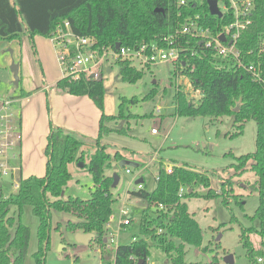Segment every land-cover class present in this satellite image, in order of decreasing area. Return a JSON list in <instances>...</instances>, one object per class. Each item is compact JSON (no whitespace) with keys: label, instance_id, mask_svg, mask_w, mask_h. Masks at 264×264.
<instances>
[{"label":"trees","instance_id":"trees-1","mask_svg":"<svg viewBox=\"0 0 264 264\" xmlns=\"http://www.w3.org/2000/svg\"><path fill=\"white\" fill-rule=\"evenodd\" d=\"M156 9L163 11L156 12ZM179 10L177 0H0V41H20L24 32L33 38L35 35L49 38L59 28L65 29V22L68 21L76 35L94 39L95 49L105 47L117 50L118 42L120 46L129 48L155 41L161 43L164 37L181 28L187 14H201V23L209 27L213 35L222 32L235 19L230 10L222 17L211 14L208 0L182 8L183 16L178 15ZM251 20L237 39L236 47L244 64L254 63L260 67V80L238 64L236 58L223 55L218 49L206 47L204 42L188 36L180 40L181 58L174 64L172 78L188 74L195 88L201 91L196 99L190 98L182 88L176 89L173 95L176 115L214 118L231 115L240 132L245 121L254 119L257 122L256 150L235 157L236 162L231 164L237 173L241 171L243 174L250 169L257 176L251 190L257 191L260 198L253 217L259 220V227L244 229L241 234L249 261L257 264L264 248H255L250 235L260 234L264 246V0H254ZM116 62L125 81L134 82L142 78L144 71L130 60L120 58ZM55 86L62 93L88 95L102 110L99 136L90 139L95 151L89 162L84 164L93 176L95 189L87 199L71 194L67 196L66 186L73 177L69 166L84 161L86 152L83 147L89 138L52 122L45 149L48 157L46 174L22 178L15 193L0 198V264H23L30 243V228L22 221L17 223L15 216L10 215L12 206L18 208L19 216L26 206H31L34 215L39 218L37 235L40 247L35 254L38 264H44L41 253L50 244L53 209L71 211L82 220L71 221L67 225L70 232H93L96 237L92 241L100 243L102 249L106 246L108 223L115 202L112 192L114 177L107 175L105 169L111 165L113 154L108 151L110 145L102 137L114 131L106 122L122 117L123 103L117 116L105 113L103 77L95 79L85 74L78 80L63 77ZM155 94L156 88L148 97ZM115 156L118 162L125 158L121 151ZM172 164L173 172L167 173L160 163L153 191L147 189L143 180L140 183L143 186L131 192L133 196L147 201L140 217L138 234L130 243L118 245L114 260L107 258L104 264H139L140 260H143L142 264H148L150 241L156 242L167 253V264H191L186 261V246H200L203 233L186 200L193 196L212 198L223 194L214 191L206 171H198L188 164ZM125 168L132 170L130 166ZM182 187L185 191L181 194ZM201 187L208 190L201 193L198 191ZM223 199L228 202L226 197ZM160 204L164 208L159 209ZM131 218L132 224L135 219ZM15 225L12 233L11 228ZM220 261L216 256L202 264H221Z\"/></svg>","mask_w":264,"mask_h":264},{"label":"rangeland","instance_id":"rangeland-1","mask_svg":"<svg viewBox=\"0 0 264 264\" xmlns=\"http://www.w3.org/2000/svg\"><path fill=\"white\" fill-rule=\"evenodd\" d=\"M10 50L14 51V55ZM12 59L23 60V80L17 87L12 83L14 76L10 69ZM104 68L105 113L117 116L123 103L122 117L106 122L114 131L105 133L102 137V140L110 145L108 151L113 154L111 165L105 168L106 174L113 176L118 173L120 177L117 186L112 187L115 202L112 215L115 222L109 228V232L118 228L123 206L131 212L135 221L121 226V231L112 239L113 242L110 240V246L102 249L97 241H92L88 245L78 242L76 233L67 229L71 221H82L73 212L53 209L50 244L41 253L44 264H104L107 258L114 259L115 248L122 243H130L138 234L140 217L147 206V201L133 196L131 192L138 189L141 178L145 180L147 189L153 191L157 185L160 163L166 168L174 162L188 164L201 172L206 171L214 191L223 194L221 197L212 198L193 196L186 200L190 213L198 220L203 233L200 246L192 244L186 246L187 263L202 264L210 262L217 256L221 264H224L225 256L231 254L237 264H253L248 259L241 234L244 229L259 227V220L253 217L260 198L257 191L251 190L257 176L250 169L243 174L241 171L237 173L231 164L236 162L235 157L256 150L257 122L254 119L245 121L240 132L231 115L219 118L176 115L173 95L176 89H181L186 84H180V75L172 78V71L175 69L173 62L139 67L144 74L134 82L122 78L118 62L109 60L105 62ZM63 73L52 37L35 35L33 38L24 32L21 33L20 41H0V102L13 101L17 95H21L22 88L33 90L50 83L53 76H64ZM154 88L157 94L148 97ZM38 98L39 95H36L28 102L27 108L32 109V114L24 126L20 130L19 127L14 130L16 134L21 133L22 140L19 145L22 141L25 144L27 136L33 134L30 140L32 147L28 154L34 151V155L28 160L24 155V170L21 173L19 170L21 158L12 156L18 153L17 148L9 152L10 172L6 174L0 168V198L15 193L21 179L28 174L45 175L47 172L46 153L40 150L41 155L38 154L36 145L40 142V118L44 113L48 115L50 103L48 96L45 102ZM131 99H134V102H131ZM158 106H161V109H158ZM11 109L14 115L16 114L12 118V126L16 128L19 112L23 110L20 101L13 102ZM153 128L157 129L158 133L154 134ZM88 138L83 147L86 157L84 161H79L84 164L89 162L95 151L94 143L90 141V137ZM96 138L98 136L92 137ZM119 151L125 158L139 163V166L131 167L133 173H127V168L120 165L121 160L117 161L115 154ZM79 162L70 165L73 177L66 186V192L67 196L71 194L87 199L95 189L93 176L87 167L79 166ZM207 190V187L198 189L201 193ZM224 197L228 199L227 203L224 202ZM10 215L15 216L17 223L22 221L30 228V243L23 264H38L35 255L40 247L37 235L40 223L38 216L34 215L31 206H26L20 216L18 208L12 206ZM15 228L16 225L11 228L12 233ZM250 238L255 248H264L260 234L252 233ZM150 245V260L167 264L169 260L167 253L159 248L156 242L150 241Z\"/></svg>","mask_w":264,"mask_h":264},{"label":"built area","instance_id":"built-area-1","mask_svg":"<svg viewBox=\"0 0 264 264\" xmlns=\"http://www.w3.org/2000/svg\"><path fill=\"white\" fill-rule=\"evenodd\" d=\"M204 1L205 0H177V6L180 8L178 15L183 16L182 8L190 6L191 4L196 6ZM218 3L223 13L230 10L235 14V19L217 35H213L210 28L201 23V14H196V16L187 14L185 15V21L181 28H178L174 33L164 37L161 43L155 41L138 47L133 46V48L120 46L117 50L105 47L100 50L95 49L94 39L85 35H76L71 30L70 23L66 21L65 29L59 28L57 32L52 35L58 52V59L64 71V77H71L74 80H78L85 74L87 77L100 79V77H103L105 71V62L109 60L116 62L120 58L130 60L132 64L138 68H145L167 61L176 64L180 62L181 58L182 49H180V40L184 36H188L204 42L206 47L218 49L223 55H231L233 58H236L238 64L245 67V69L253 73L254 77L260 80V67L254 63H251V65L244 64L240 57L239 50L236 47L237 39L244 29L252 22L251 14L254 8V0H218ZM222 34L226 35L225 41L220 37ZM110 70L112 69L110 68ZM180 77V84H186L182 88L183 91L186 92L190 98L197 99V97L201 95V91L195 88L190 76L188 74H181ZM11 105V100L3 101L0 105V168L6 174L9 173L8 161L11 155L9 152L17 148L22 139L20 133H17V135L14 132L17 128L12 126L13 113L11 112ZM158 109H161V106H158ZM152 132L156 133L158 130L153 128ZM173 170L174 167L171 164L166 167L167 173L173 172ZM126 171L129 174L133 173V170L129 168H127ZM138 185V188L143 186L140 183ZM184 191L185 188L182 187L180 193L182 194ZM158 208L162 209L164 205L160 204ZM131 217V212L123 206L120 211L119 226L116 230L114 229L111 233L109 232L106 246H110V240L113 242L112 239L115 235L119 234L121 226L131 224ZM114 222L115 219L112 215L108 227L111 228ZM147 263L161 264L159 262H152L150 258H148ZM233 264L237 263L234 262ZM257 264H264V254L259 256Z\"/></svg>","mask_w":264,"mask_h":264},{"label":"crops","instance_id":"crops-1","mask_svg":"<svg viewBox=\"0 0 264 264\" xmlns=\"http://www.w3.org/2000/svg\"><path fill=\"white\" fill-rule=\"evenodd\" d=\"M20 62V82L23 80V60H18ZM64 75V74H63ZM64 76H58L55 77L53 76L50 78V83H46L43 86L36 87L33 90L32 89H25L22 88V93L21 95H17L16 99L11 101V104L13 102H19L21 104V108L26 109L28 102L34 96L39 95L40 98L42 99V102L47 99V96L49 98V103H50V110L48 109V115L47 113H44L40 120H41V125L39 127V137H40V142L37 143V149H38V154H40V150H43L45 152L47 142H48V135L50 132L51 124L52 122L56 126L63 127L65 129H69L72 131L77 132L78 134L82 136H87V137H97L99 136V130H100V123H101V115H102V110L97 106V104L88 96V95H73L70 93H62L56 86L55 84L57 81L62 79ZM47 81V79H45ZM49 80V79H48ZM3 101L0 102V105ZM26 105L25 107H23ZM41 107V106H40ZM46 108V104H45ZM20 111L19 112V117H18V125L16 128L20 130L26 122L27 119H29L30 115L32 114V109L27 108L25 112ZM12 112V109H11ZM13 113V112H12ZM26 114V115H25ZM16 115V114H15ZM13 113V116H15ZM39 120V119H38ZM20 133V132H19ZM154 134L158 132H153ZM21 134V133H20ZM33 138V134L30 133L27 136V140L24 144V141L18 145L16 151L18 153H14L12 155L15 158H21V163H20V168L19 170L21 173H23V157L25 155V158H32L34 151H31V142L30 140ZM22 140V139H21ZM27 155V156H26ZM41 155V154H40ZM18 156V157H17ZM47 154H46V163H47ZM10 163V161H8ZM172 164V163H171ZM71 165V164H70ZM70 167V166H69ZM14 171L13 169H11ZM17 171V170H16ZM10 172V171H9ZM19 172V171H17ZM14 175V172H12ZM44 176L41 173H36V174H28L27 176L23 178H27L29 176Z\"/></svg>","mask_w":264,"mask_h":264},{"label":"water","instance_id":"water-1","mask_svg":"<svg viewBox=\"0 0 264 264\" xmlns=\"http://www.w3.org/2000/svg\"><path fill=\"white\" fill-rule=\"evenodd\" d=\"M208 4H209V10H210V13L213 14V15H219V16H223V12L222 10L220 9V6H219V3H218V0H208ZM163 9H156V12H162ZM221 39L223 41L226 40V35L225 34H222L221 36ZM121 45V43H117L116 44V47L119 48ZM11 53H13L14 55V51L13 50H10ZM10 69L12 70L13 72V84L17 87L19 86L20 84V62L15 60V59H12V63H11V66H10ZM238 109V108H236ZM120 165L122 167H125V166H130V167H136V166H139V163H135L134 161L130 160V159H127V158H124L123 160L120 161ZM79 166L81 167H84V163L83 162H79ZM114 177V181H113V187L117 186V183L119 182L120 180V177L118 175V173H115L113 175ZM143 178H141L139 180V183L143 182ZM76 237H77V241L80 242V243H83V244H90V242L95 239V234L93 232H88V233H84V232H76ZM107 240V238L105 239V241ZM224 262L227 263V264H233L235 262V259H234V256L229 254L227 256H225L224 258ZM143 263V260H140L139 261V264H142ZM168 263V261H167Z\"/></svg>","mask_w":264,"mask_h":264}]
</instances>
